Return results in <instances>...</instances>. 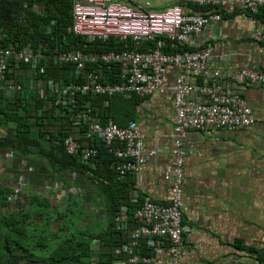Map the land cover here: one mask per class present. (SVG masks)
I'll return each mask as SVG.
<instances>
[{
  "label": "built area",
  "instance_id": "obj_1",
  "mask_svg": "<svg viewBox=\"0 0 264 264\" xmlns=\"http://www.w3.org/2000/svg\"><path fill=\"white\" fill-rule=\"evenodd\" d=\"M176 2L179 3L167 4L162 10H149L140 0H76L71 25L74 34L83 36L88 42L96 39L105 41L111 37L129 39L133 48L60 51L54 54V60L73 64L76 73L83 72L82 81L69 83L62 88L54 86L51 81L48 83L56 95L55 102L63 109L65 119L71 121L76 129L86 124L83 133H69L63 138L65 152L87 161L98 153L92 143L101 140L113 154L110 167L120 178H124L138 172L157 150L146 147L144 134L135 120L119 125L109 117L102 123L98 116L100 108L107 106L108 98L115 95L127 97L135 93L148 97L163 91L168 67L173 66L177 70L170 88L175 113L171 163L163 167V178L169 183L168 203L148 198L138 202V191L130 192V203L137 204L132 212L137 222L128 232L129 240L119 247L125 254L123 264H160L163 261L160 256L163 245L170 252V264H183L181 255L191 229L183 222L180 209L185 183L184 141L187 132L204 126L231 131L252 124L254 116L246 99L239 93L223 90L220 80L244 78L249 83H264V72L246 65L235 70L227 66L214 68L212 61L216 54L213 46L207 45L201 49L196 41L204 28L224 19L220 9L230 12L239 1ZM240 3L247 10L242 14L246 20H255L253 15L264 7V0H240ZM187 4L198 5L204 12L189 10ZM252 36L254 48L263 54L264 24H258ZM150 41H153V47L140 49L142 44ZM175 42H189L199 49L165 50L168 46H175ZM34 57L29 46L19 50L17 42L0 43V80L3 81L5 71L12 67L14 59L29 60ZM89 63L116 64L120 71L119 81L102 80L99 71L85 69ZM8 86L19 88L15 83ZM98 96L105 97L102 106L92 107L90 98ZM77 176L73 171L72 180ZM24 183V179L20 178L18 186ZM16 196L17 193L12 194L13 198ZM127 209V205H122L116 217L120 229L127 224ZM141 239L145 240L147 247L156 248L155 255L137 252ZM118 262L114 261L113 264Z\"/></svg>",
  "mask_w": 264,
  "mask_h": 264
},
{
  "label": "trees",
  "instance_id": "obj_2",
  "mask_svg": "<svg viewBox=\"0 0 264 264\" xmlns=\"http://www.w3.org/2000/svg\"><path fill=\"white\" fill-rule=\"evenodd\" d=\"M72 2L73 0H0L2 42L16 40L19 45L30 43L34 46L49 44V54L54 48L63 50L133 48L131 41L119 42L110 39L89 43L69 32ZM220 11L222 14L225 13L223 9ZM256 17L264 22L263 7L259 9ZM150 47H153V41L142 44L140 49ZM184 47L187 48L179 43L173 47L168 46L165 50L175 52ZM37 63L39 66L47 64L48 67V71L45 68L43 72H39V66L35 68L42 80H47L49 74L59 73L63 67L54 64L51 59H48L47 63L40 59L36 65ZM87 69L100 71L105 81H119V68L114 63L89 64ZM27 71L17 79L24 80ZM8 74L13 75L12 72ZM64 79L68 81L66 77ZM71 79L75 78L71 77ZM33 91L23 88L18 94L13 93L8 96L5 88L0 86L1 157L6 159V162L13 159L18 165L22 164L23 159L33 160L39 167L45 166L47 171L58 172L63 177L75 171L78 180L73 181L72 184L83 191L88 190L82 199L89 201L97 196L99 201L96 209L84 213L80 208L82 205L68 192L64 205L53 206L49 197L41 195L36 190L35 185L38 180L30 175L31 187L24 191L21 200L9 204L10 189L0 184V264H90L91 256L102 264H112L115 260L121 263L125 256L116 249L129 240L128 232L137 222L132 217L133 209L137 204L129 201L130 176L120 178L110 167L113 154L101 140L92 143L98 149V153L87 161H82L80 156L67 154L63 147V138L69 132L74 133L76 129L71 125V121L63 122V109L53 100L50 107L44 108L43 101L35 95H30ZM104 98L100 96L95 99L90 98L91 106L101 107ZM123 98L120 95L108 98L109 104L101 107L98 115L102 123L111 117L113 121L122 125L117 118L118 105L121 109L124 105L134 106L139 100L147 97L132 93L127 100L124 101ZM125 115H130L128 110ZM58 122L62 125L60 128H55ZM79 129L83 133L86 124H82ZM122 205H127L128 208L125 219L128 225L124 229L118 228L115 223ZM95 216H102L105 220L96 219ZM74 218L76 220H73ZM183 221L185 222L184 218ZM93 238L98 240L95 251L91 246ZM162 248L163 252H160L163 258L162 264L166 260L170 264V252L165 245ZM237 248L246 253L255 252L256 264H264V251L243 244ZM136 250L145 255L156 254V248L147 247L144 239L140 240Z\"/></svg>",
  "mask_w": 264,
  "mask_h": 264
},
{
  "label": "crops",
  "instance_id": "obj_3",
  "mask_svg": "<svg viewBox=\"0 0 264 264\" xmlns=\"http://www.w3.org/2000/svg\"><path fill=\"white\" fill-rule=\"evenodd\" d=\"M235 1L239 2L230 12L225 11L224 19L205 28L198 40L203 45H213L216 56L212 66L216 69L227 66L235 70L246 65L256 71H264V53H258L252 43L254 29L262 21L244 19L245 8L240 0ZM168 2L171 4L176 0ZM176 73L173 66L168 67L163 91L139 100L132 115L124 116L127 114L126 105L122 109L120 105L117 107L119 123L125 125L129 120H135L144 134L146 147L157 150L138 172L129 175V191H138L141 200L148 198L166 203L169 199V183L163 178V167L171 163L175 113L170 88ZM220 81L223 90L246 98L254 122L233 131L204 126L187 132L181 209L191 232L184 244L181 260L185 264H256L255 252L246 253L237 246L243 244L264 251V85L247 83L244 78ZM25 84L36 89L37 79L31 70ZM5 91L8 96L13 94L8 88ZM122 110L124 112L121 113ZM62 120L67 122L65 117ZM61 125L58 122L55 128ZM29 166L27 171L38 180L35 187L43 186L47 181L52 185L53 175L57 179L65 177L57 172L40 174L39 165H35L33 160L29 161ZM19 171L17 162H6L0 155V183H7L10 179L12 187ZM98 201L99 198L94 196L80 204L82 208L94 210ZM115 223L120 228L119 222L115 220ZM127 225L123 227L127 228ZM97 243L98 240L91 243L94 251ZM90 258V264H102L93 256ZM164 264H169V261Z\"/></svg>",
  "mask_w": 264,
  "mask_h": 264
},
{
  "label": "clouds",
  "instance_id": "obj_4",
  "mask_svg": "<svg viewBox=\"0 0 264 264\" xmlns=\"http://www.w3.org/2000/svg\"><path fill=\"white\" fill-rule=\"evenodd\" d=\"M76 2V0H73V2H72V5H71V8H70V13H71V17H70V23H69V32H71L73 35H75V36H79V35H76V34H74L73 32H72V30H71V25H72V10H73V6H74V3ZM174 3H179V2H174ZM24 4H26V1H24ZM183 6H184V3H181ZM187 8L189 9V10H192V11H197V12H204V10H202L200 7H198V5H195V4H187ZM264 8V7H263ZM245 11L247 12V10H246V8H245ZM258 13V12H257ZM256 13V14H257ZM256 14H254L253 15V17H254V19L255 20H253V21H259L260 19H258L257 17H256ZM252 17V18H253ZM216 22H218V21H216ZM214 24V23H213ZM212 24V25H213ZM262 24H264V22H262ZM211 25V26H212ZM211 26H209V27H211ZM207 28V27H206ZM205 30V28L203 29V31ZM202 31V32H203ZM201 32V33H202ZM200 33V34H201ZM199 34V35H200ZM198 35V36H199ZM198 36L196 37V41H197V43L199 44V48H201V49H203L204 47H206L207 45H212V44H207V45H203L202 44V42L200 41V40H198ZM79 37H81L82 39H84L86 42H88V40H86L83 36H79ZM217 38V35L216 36H214V38H213V40H215ZM110 39H115V40H117V41H119V42H126V41H129V39L128 40H120V39H118V38H115V37H111ZM110 39H108V40H110ZM97 40H100V39H96V40H94V41H97ZM108 40H105V41H108ZM93 41V42H94ZM100 41H102V40H100ZM5 43H3L2 42V38L0 37V43L2 44V45H6L7 43H9V42H13V43H15V42H17V44H18V49L19 50H21V49H23L24 47H26V46H29L30 48H31V50H32V52H33V54H35V57L34 58H31V59H29V60H25V59H23V58H21V59H19V60H15L14 59V61H13V65H12V67L11 68H8V69H6V71H5V74H4V79H3V81L2 80H0V86H3V88H8V89H10L13 93H16V94H18L20 91H23V88H26V89H30V90H34L30 95H35L36 97H38V99H40L41 101H43V104H42V107H44V108H48V107H50V105L52 104V100H53V102L56 104V105H58L56 102H55V100H56V95L50 90V88H49V85H48V83L51 81L53 84H54V86H56V87H58V88H62V87H64L65 85H67V84H69V83H72V82H77V81H82V76H83V72H79V73H76V69H75V66L73 65V64H70V63H60V62H57V61H55L54 60V54H57L58 52H60V51H71V50H78V49H80V48H78V49H66V50H63V49H57V48H54L53 49V51L51 52V54H49L48 53V48H49V44L48 45H43V46H34V45H32V44H30V43H26L25 45H19V42L18 41H12V40H8V41H4ZM102 42H104V41H102ZM89 43H91V42H89ZM132 43V42H131ZM176 44H179V42H175ZM175 44V45H176ZM180 44L182 45V46H187V48H183V49H181L180 51H182V50H189V51H195V50H197V49H199V48H197L195 45H192V44H190L189 42H185V43H181L180 42ZM128 46H129V44H128ZM213 46V45H212ZM254 47V46H253ZM111 49H117V48H111ZM123 49H128V48H123ZM81 50H85V49H81ZM104 50H109V49H104ZM118 50H120V49H118ZM256 50V49H255ZM88 51V50H87ZM257 51V50H256ZM258 52V51H257ZM42 56H41V55ZM40 59H42L44 62H46L47 63V60L48 59H51L52 61H53V63L54 64H57V65H61V66H63L62 67V69L60 70V72L59 73H56V74H54V75H52V74H49V78H47V80H42V79H40L39 78V73L36 71V67H38L39 66V63H37V65H36V62L38 61V60H40ZM17 63V64H16ZM89 64H98V65H102L101 63H89ZM89 64H87V66L89 65ZM87 66H86V70L87 71H91V70H88L87 69ZM250 67V66H249ZM45 68H46V71H48V67H47V64H45V65H41V66H39V72H43L44 70H45ZM119 68V67H118ZM26 70H28L27 72H26V74H24V80H20V79H17L18 78V76L19 75H21L24 71H26ZM29 70H31L32 71V74H33V77L35 78V79H37V84H36V89H34V88H30V87H27L26 86V84H25V80H26V77H27V75H28V72H29ZM94 71H98V70H94ZM9 72H12L13 73V75H10V74H8ZM120 72V71H119ZM259 72H264V71H259ZM99 73H100V71H99ZM101 74V73H100ZM64 77H66L67 79H68V81H66L65 79H64ZM71 77H73V78H75V79H71ZM76 78L77 79H79V80H76ZM120 78V77H119ZM101 79L103 80V78H102V76H101ZM111 82V81H110ZM11 83H15V84H17V85H19V88H11V87H9L8 85L9 84H11ZM247 83H249L248 81H247ZM259 84H262V85H264V83H259ZM242 95V94H241ZM115 96H118V95H115ZM120 96H122V95H120ZM132 96V93L130 94V96H127V97H125V96H122V97H124V98H130ZM243 96V95H242ZM101 97V96H100ZM244 97V96H243ZM245 98V97H244ZM246 99V98H245ZM247 101V100H246ZM248 104V103H247ZM59 106V105H58ZM41 107V106H40ZM40 107H39V110H40ZM250 107V106H249ZM60 108V107H59ZM251 108V107H250ZM251 112H252V109H251ZM252 114H253V112H252ZM254 116V115H253ZM65 117V116H64ZM251 125V124H250ZM249 126V125H248ZM76 129V128H75ZM225 129V128H224ZM237 130V129H236ZM76 131L77 132H80V129H76ZM231 131H233V130H231ZM69 133H73V132H69ZM68 133V134H69ZM81 133V132H80ZM80 133H77V135H79ZM75 134V133H74ZM76 135V134H75ZM98 140V139H97ZM5 161H6V159H5ZM11 161H13V159L11 160ZM42 163H43V161H42ZM35 164V163H34ZM36 165V164H35ZM19 167H20V171H19V174H18V176L16 177V179H15V185H12V187H11V184H12V181H10V179L8 180V182L7 183H5V182H1L0 184L1 185H5V186H8L9 187V189H10V192H9V195H8V202H9V204H12V203H16V201H18V200H21L22 198V196H23V194H24V191L25 190H27V188L28 187H31V182H30V180H29V176L30 175H32V174H30L28 171H27V169L29 170L30 169V166H29V161H25L24 159L22 160V164L21 165H19ZM39 169L40 170H42L43 172H47L46 174H48V172L49 171H47V169H46V167L44 166H42V167H39ZM49 173H51V172H49ZM58 173V172H57ZM58 174H60V173H58ZM71 174H72V172H71ZM71 174H69L70 175V178H71ZM20 178H23L24 179V184L23 185H21V186H18V181H19V179ZM62 180H64V178H62V179H59V182H60V184L58 185V187H56V183L55 182H53V183H51L52 185H49V184H47V185H43V186H36L37 187V191L41 194V195H44V196H47V197H49V199H50V201H52V199H51V194H50V192L51 193H53V195L58 191V192H60L61 194H62V196H63V198H62V202H60L58 205L59 206H61V205H64L65 204V202H66V199L68 198V192H70L74 197H75V199L77 200V202H79V203H81V202H83V194L85 195V191H83V190H81V189H79L78 187H73V185H75V184H72V182L73 181H75V180H78V176H77V179H75V180H72V178L70 179V184L72 185V186H70V187H61L62 185H63V182H62ZM76 186V185H75ZM71 188H73L74 189V191L72 192L70 189ZM65 189H66V191H65ZM48 190H49V192H48ZM79 190H81V191H83V193L82 192H80ZM13 193H17V196H16V198H13L12 197V194ZM183 193H184V190H183ZM83 196V197H82ZM183 197V196H182ZM130 199V198H129ZM139 199H140V196H139ZM139 199H138V202H141V201H139ZM144 200V199H143ZM153 200V199H152ZM155 201V200H154ZM166 203H168V202H166ZM181 203H182V201H181ZM134 204H136V203H134ZM53 205V204H52ZM53 206H57V205H53ZM180 209H181V205H180ZM181 212H182V210H181ZM119 213V212H118ZM126 214H127V212H126ZM182 218H183V216H182ZM184 222V221H183ZM186 223V222H185ZM188 224V223H187ZM189 225V224H188ZM191 228V227H190ZM190 232H191V229H190ZM97 241V239L95 238H93V240H92V242L91 243H94V242H96ZM161 256V255H160ZM162 257V256H161ZM115 261H117V260H115ZM114 262V261H113ZM113 262H112V264H113ZM163 262V261H162ZM162 262L160 263V264H162ZM171 263V262H170ZM118 264H123V262H118ZM146 264V263H145ZM184 264V263H183Z\"/></svg>",
  "mask_w": 264,
  "mask_h": 264
},
{
  "label": "rangeland",
  "instance_id": "obj_5",
  "mask_svg": "<svg viewBox=\"0 0 264 264\" xmlns=\"http://www.w3.org/2000/svg\"><path fill=\"white\" fill-rule=\"evenodd\" d=\"M140 1L142 3H144L147 8L151 9V8H154L155 7L156 10H162L163 7H164V5L169 4L168 0H140ZM134 106L133 105L132 106L131 105H129V106L127 105V107H126V109L129 111V113H131V115L133 114ZM8 162H12V161L9 160ZM43 173H47V172H43L42 170H40V174H43ZM48 174H50V173L48 172ZM56 179L57 178L55 177V175H53V179H51V180L54 181L56 183V187H58V185L60 184V182H59V179H57V180ZM70 179H71L70 178V175L65 176V179L62 180L63 185L61 187H70V186H72L70 184ZM49 182L50 181H47L45 185L49 184ZM73 187L75 188L76 186L73 185ZM70 190L72 192L74 191L73 188H71ZM79 191L83 193V191H81V190H79ZM48 192H49V190H48ZM50 194L52 196L51 199L53 198L52 199V204L53 205H58L60 202L63 201L62 200L63 196H62V194L60 192L57 191L54 195H53V193L50 192ZM83 196H84V194H83ZM80 208H81V211H84V213H89V211H90L89 208H82V207H80ZM91 209L93 210V208H91ZM99 217L100 216H96V219H99ZM73 220H76V218H74ZM89 220L91 221V217L89 218ZM101 220H105V219L104 218H101ZM82 223H85V222L82 221ZM104 226H105V223H104Z\"/></svg>",
  "mask_w": 264,
  "mask_h": 264
}]
</instances>
